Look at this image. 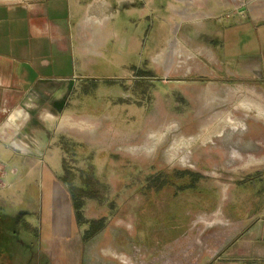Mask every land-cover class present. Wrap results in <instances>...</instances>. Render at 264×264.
<instances>
[{
  "label": "rangeland",
  "instance_id": "1",
  "mask_svg": "<svg viewBox=\"0 0 264 264\" xmlns=\"http://www.w3.org/2000/svg\"><path fill=\"white\" fill-rule=\"evenodd\" d=\"M224 1L193 3L201 25L181 0L114 3L49 128L0 142V264H211L209 231L264 206V116L239 104L264 109V0Z\"/></svg>",
  "mask_w": 264,
  "mask_h": 264
},
{
  "label": "crops",
  "instance_id": "2",
  "mask_svg": "<svg viewBox=\"0 0 264 264\" xmlns=\"http://www.w3.org/2000/svg\"><path fill=\"white\" fill-rule=\"evenodd\" d=\"M125 1L131 0H0V142L5 148H19L24 140L38 136V128H49L47 124L55 120L53 104L65 94L68 104L76 83L86 76L88 53L115 34L110 30L111 36L104 37L101 25L114 3L121 7ZM181 1V9L171 4L181 21L201 25L208 15L193 8L196 0ZM233 2L224 4L234 13ZM243 2L238 3L242 5L236 7L237 13L244 11ZM179 24L174 23L175 35L168 37L167 47L160 52L169 61L166 69L173 54L182 53L190 40L187 31L176 33ZM164 53L171 57L166 59ZM0 170L5 176L2 163ZM236 215L229 214L235 224L226 231L219 227L209 231L214 232L211 243L218 250L211 264L254 260L264 264V206Z\"/></svg>",
  "mask_w": 264,
  "mask_h": 264
},
{
  "label": "bare ground",
  "instance_id": "3",
  "mask_svg": "<svg viewBox=\"0 0 264 264\" xmlns=\"http://www.w3.org/2000/svg\"><path fill=\"white\" fill-rule=\"evenodd\" d=\"M240 104L245 107V108H251V107H255V109L257 110V113L259 115L264 116V109H262L258 104H253L252 102L248 101V100H241Z\"/></svg>",
  "mask_w": 264,
  "mask_h": 264
},
{
  "label": "trees",
  "instance_id": "4",
  "mask_svg": "<svg viewBox=\"0 0 264 264\" xmlns=\"http://www.w3.org/2000/svg\"><path fill=\"white\" fill-rule=\"evenodd\" d=\"M193 177H195V176H192V178ZM73 204H74V208H75V210H76V214H79V209H80V203L77 201L76 203L75 202H73Z\"/></svg>",
  "mask_w": 264,
  "mask_h": 264
}]
</instances>
